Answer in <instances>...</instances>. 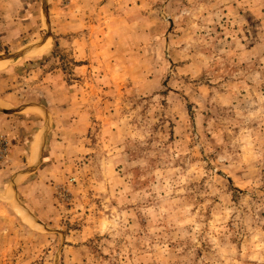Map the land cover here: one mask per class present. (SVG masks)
Instances as JSON below:
<instances>
[{
    "label": "rangeland",
    "instance_id": "obj_1",
    "mask_svg": "<svg viewBox=\"0 0 264 264\" xmlns=\"http://www.w3.org/2000/svg\"><path fill=\"white\" fill-rule=\"evenodd\" d=\"M0 97V264H264V0H0Z\"/></svg>",
    "mask_w": 264,
    "mask_h": 264
},
{
    "label": "crops",
    "instance_id": "obj_2",
    "mask_svg": "<svg viewBox=\"0 0 264 264\" xmlns=\"http://www.w3.org/2000/svg\"><path fill=\"white\" fill-rule=\"evenodd\" d=\"M6 100H7L6 97H0V103L3 106L13 107L11 105V103H8ZM41 112H42V110H37V111H32V112H25V113L24 112H20V113H22L20 115H18L16 113H12L9 116V119H10V122L11 121H13L14 123L18 122L17 125H19L20 127H24L25 129H29V127L31 126L30 124H32V121L29 119V117L32 116L36 120L39 121V120H41L40 117H42L41 114H40ZM0 113H2V112L0 111ZM5 118H6V115H3V113H2V115L0 114V125H1V122H3L2 120H4ZM38 121H36V122H38ZM20 131H22V130H20ZM30 135H32V134H30ZM18 136H19V134H18ZM21 138L22 137H20V139ZM35 138H36V135L35 134L32 135V141L29 143V145H30L29 146L30 147V153L32 152V149L34 148L33 144H34ZM25 162L27 163L26 164V168H23L15 176V177H17L20 180L19 183L17 184V186L20 185V184H23V182H25L24 181V176H28L31 173V171L27 172V168L29 167L28 165L31 164L30 163V159L27 157ZM24 169H26V171ZM1 181H0V184H2ZM7 194H9V185L7 187H5L3 190L0 189V203L7 201Z\"/></svg>",
    "mask_w": 264,
    "mask_h": 264
},
{
    "label": "bare ground",
    "instance_id": "obj_3",
    "mask_svg": "<svg viewBox=\"0 0 264 264\" xmlns=\"http://www.w3.org/2000/svg\"><path fill=\"white\" fill-rule=\"evenodd\" d=\"M0 106H3L1 103H0ZM36 110H40V109H37L35 107ZM37 159V144H35L34 148H33V151H32V156H31V161H35ZM11 203L13 204L14 208L16 209L17 212H20L19 209L17 208L16 204L14 203V201H11ZM25 218V221L27 222H32L30 221V218L28 217H24Z\"/></svg>",
    "mask_w": 264,
    "mask_h": 264
}]
</instances>
